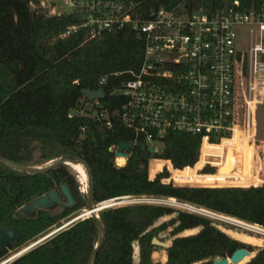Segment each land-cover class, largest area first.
I'll list each match as a JSON object with an SVG mask.
<instances>
[{
  "label": "trees",
  "instance_id": "16d2710c",
  "mask_svg": "<svg viewBox=\"0 0 264 264\" xmlns=\"http://www.w3.org/2000/svg\"><path fill=\"white\" fill-rule=\"evenodd\" d=\"M32 1L36 0H0V157L28 167L33 150L40 148L48 160L83 161L92 176L94 206L124 197L174 200L264 228V186L221 187L232 179L233 154L240 150L238 134L227 146L225 163L216 174L196 176L190 169L179 171L195 165L200 140L175 132L165 136L158 153H152L142 141L134 144L125 166L116 168L109 148L133 141L117 116L110 129L102 130L92 120L69 119L67 114L81 97V90L97 89L101 78H106L104 103L112 105L111 110L120 107L124 99L112 93L140 70L142 41L127 30L105 33L92 41H86L82 29L61 38L69 27L82 24L80 17L46 16L31 10ZM183 1L137 0L138 13L146 19L153 10L172 9ZM81 127H85L84 132ZM149 164L153 171L170 164V183L162 182L169 178L166 168L150 178ZM62 185L67 186L74 205L60 216L41 211L34 219L15 217L20 208L50 191L61 194ZM87 203L88 194L79 191L66 165L33 173L0 163V230L17 228L20 233L10 249L56 226L69 214L86 208ZM98 216L105 238L93 264H134L136 247L138 264H151L152 240L162 241L164 233L171 242L165 249L164 264H212L240 248L253 252L252 246L230 237L209 218L165 205L110 207ZM161 218L166 220L156 226ZM100 240L96 220L83 218L12 264H89ZM245 264H264V246Z\"/></svg>",
  "mask_w": 264,
  "mask_h": 264
},
{
  "label": "built area",
  "instance_id": "2783aa9c",
  "mask_svg": "<svg viewBox=\"0 0 264 264\" xmlns=\"http://www.w3.org/2000/svg\"><path fill=\"white\" fill-rule=\"evenodd\" d=\"M61 4L68 12L56 11L54 5ZM138 6L137 0L30 2L32 11L46 16L80 17L82 24L69 27L61 38L82 29L86 41H92L127 30L143 43L140 70L112 93L124 99L120 107L111 110L105 99L90 101L81 95L68 118L89 119L108 130L117 116L133 137L127 142L133 147L142 141L154 153L161 151L155 145L162 146L170 132L197 137V162L179 171L202 175L218 172L228 148L213 147L233 140L239 131L253 148L257 184L224 187L264 186V0H185L172 9L153 10L146 19ZM105 84L101 78L97 89ZM116 149L109 151L114 155ZM128 156L114 155V166L124 167ZM162 182L169 184L170 177Z\"/></svg>",
  "mask_w": 264,
  "mask_h": 264
},
{
  "label": "rangeland",
  "instance_id": "374dc122",
  "mask_svg": "<svg viewBox=\"0 0 264 264\" xmlns=\"http://www.w3.org/2000/svg\"><path fill=\"white\" fill-rule=\"evenodd\" d=\"M45 5H46V3H45ZM47 6L48 5H46V7ZM54 7H55L56 11L62 12V10H64V12H68L67 11L68 10L67 7L64 6L63 4H61L60 6L54 5ZM241 49H243V48H241ZM34 145H37V144H34ZM229 145H230L229 143L228 144L224 143L223 144V148L227 149V146H229ZM155 146L158 148V150L161 149V145H157L156 144ZM219 149L220 148H218V149L215 148V150H219ZM243 153H246V152H243ZM53 161L56 162L55 160H48V159L44 158L42 156V150L40 148H36L32 152V157H31V160H30V162L28 164V167H42V168H44V167H46L49 164H53L52 163ZM150 165L151 164H149V169H148V173H149V177L150 178H153L158 172H161L164 168H166L168 170L167 172H168L169 177H170V174H171V166H170V164L160 166L159 169L155 168L154 169L155 171H153L150 168ZM67 168H68L70 174L76 180L78 188H79V191L82 194H86L87 190H86L85 193L82 192V189H81L82 186L78 182L76 175H74L75 173L68 166H67ZM252 170H253V168H251V166L249 167V162L248 161L246 162V164L241 161V157H240L239 152L237 154L234 153L233 154V164H232V179L229 178V180L227 182L228 185H226V186H239V185L243 186V185H246L245 184L246 181L248 182L247 184L254 183V180L250 177V175L252 177H256V175H255V173L254 174L252 173ZM169 171H170V173H169ZM193 174L196 175V176H202V175L198 174L195 170H193ZM204 177H208L209 178V177H214V176H204ZM249 181H251V182H249ZM221 182H224V180H222ZM173 183L175 185H177V183L175 181ZM218 187H220V186H218ZM221 187H224V186H221ZM124 198H128V199H123V200H120V201H114V203L112 202L111 206L112 207H119V206H125V205H129V204H136L133 201L134 200H138V199L129 198V197H124ZM140 199H142V198H140ZM145 199L148 200V202H146V203L161 204V205L169 206V207H172V208H175V209H178V210H183V211L196 213V214H200L202 216H205V217L209 218L210 220H212L220 230H222L223 232L228 234L230 237H232L234 239H237L240 242H243V243H245L247 245L252 246L253 252H251V255L248 258H246L245 260H243V262L241 264H245L246 262H248L250 260V258L255 255L257 249H259V248L264 246V236L263 235H261L258 232H254V231H250V230L244 229V227L242 228L243 225H239V221H236L233 218L225 217V218H228L229 220H233L234 222H238V224L232 223V222H229V221L226 222L225 220H222V219H220L218 217L216 218V216H214V215L205 214V213H202L200 211L199 212L198 211L194 212V210H192L189 207H187L189 205H185V204L179 203V202L174 201V200H162V199H153V198H147V197ZM27 206H29V205H26V206L20 208L17 211V216H19V217H34V216H36L38 210H36L34 212L23 211V208H25ZM85 209L86 208L81 209L79 211H75V212L69 214L68 216H66L65 218H63L62 220L58 221L59 223L56 226H54V227H52L51 229L48 230V233H49L48 235L52 234L53 231H55L57 229H61V228L65 227L64 224L69 222L74 216L80 214ZM45 210H47L49 212V214L52 215V216H60L62 214V212H63V207L53 206V207L47 208ZM199 210H201V209H199ZM204 212H206V211L204 210ZM210 213H212V212H210ZM213 214H216V213H213ZM216 215L224 217L223 215H220V214H216ZM165 220H166V218H161L160 220L157 221L156 226L159 225L160 223H162ZM240 223H242L244 225H248V223L245 224V222L244 223L240 222ZM248 226H252V227H256V228H258L260 230H264V228H262L260 226H255V225H251V224H249ZM195 231H196V229L191 230L190 233L191 232H195ZM58 232H60V231H58ZM58 232L55 233V234H58ZM52 236H50L49 238H51ZM161 239H162L161 242L166 243V244H171V242L169 240H167V233L162 234L161 235ZM36 246L32 247V248H30L31 246H28V247L24 246V247L15 249V250L7 251L6 256H4L3 258H0V264L10 260L13 256H15L16 254H18L20 252L24 251L23 254H27L28 252H30L31 250L36 248ZM156 248H157L156 251H155L156 254H155V257L152 260V264H161V256H162L163 252L166 253V250L164 248H161V247H156ZM25 249H28V250H25ZM133 260H134V264H138V261H139L138 247H136L135 250H134Z\"/></svg>",
  "mask_w": 264,
  "mask_h": 264
},
{
  "label": "water",
  "instance_id": "95a60500",
  "mask_svg": "<svg viewBox=\"0 0 264 264\" xmlns=\"http://www.w3.org/2000/svg\"><path fill=\"white\" fill-rule=\"evenodd\" d=\"M55 1L58 2L59 0H55ZM81 95H83L84 97H86L90 101H93L95 99H98V100H104L105 99V92H104L103 88H99L96 90L82 89ZM131 147H132V144L130 142H120L117 144V149L114 151V155L117 157H120V156L127 157L129 151L131 150ZM150 151L152 153H154L153 148H151ZM65 162H66V160H64L63 158H60L56 162H52L53 164H49L44 168H42V167L41 168H34V167L22 166V165L16 164L12 161H9L7 159L0 157V163L6 165L9 168H12V169L18 170V171H22V172H33V173L46 172L47 170L53 169V168L57 167L58 165H61V164L66 165ZM68 162H73V161H68ZM74 162L80 163L85 168V172L87 175L88 203H87L86 210H88L90 212V214H89V216H86V218L87 217L94 218L96 220V222L99 226L100 232H101V240L95 246V249H94L92 255L90 256L89 264H93V261L95 259L96 254H97V251L100 248V246H101V244L105 238V230H104V228L100 222L98 214L94 213V211H101V210L110 208L112 206L98 210L99 208L104 207V204H101L98 206L93 205V203H92V176H91V172H90L88 166L83 161L76 160ZM60 191H61V194L63 195V197L65 198V200L67 201L65 207H67V208L72 207L74 205V200H73L67 186L62 185L60 187ZM126 199H128V198H126ZM62 205H63V203L59 197L57 190H52L49 193H47V194L37 198L36 200H34L31 204H29V206L23 208V211L34 212L36 210L47 209V208H50L53 206H62ZM81 215L82 214H80L76 217H79ZM18 239H19V231L17 229H12L11 231L0 230V252L7 245L14 243ZM152 245L154 247H161L164 249H167L170 247V244L163 243V242L159 241L157 238H153ZM250 255H251L250 252H248L244 248H240V249L235 250L230 257L214 259L212 261V264H241L243 262V260L248 258Z\"/></svg>",
  "mask_w": 264,
  "mask_h": 264
},
{
  "label": "bare ground",
  "instance_id": "6f19581e",
  "mask_svg": "<svg viewBox=\"0 0 264 264\" xmlns=\"http://www.w3.org/2000/svg\"><path fill=\"white\" fill-rule=\"evenodd\" d=\"M239 135V139L241 140L240 141V145H239V154H240V157H241V161L243 162V163H245L246 164V162L248 161L249 162V167L251 166V168H252V159H253V148H252V146L251 145H248L246 142H243V140L241 139V134H240V132L238 131L235 135H234V139H235V137H236V135ZM234 139L233 140H231V141H223V144L224 143H226V144H231L233 141H234ZM223 144L222 145H220V146H216V147H213V149H218V148H223ZM244 148H245V150H244ZM246 152V153H243V152ZM65 164H66V166H68L75 174L74 175H76V177H77V180H78V182L81 184V189H82V192H86V188H87V175H86V172H85V168L80 164V163H77V162H68V161H66L65 162ZM34 168H41V167H34ZM250 169V168H249ZM250 177L254 180V183H252V184H247L248 182L246 181L245 182V184L247 185V186H251V185H254V184H257V178L256 177H252L251 175H250ZM249 182H251V181H249ZM113 203H114V201H113ZM112 205V202H110V203H107V204H104V207H101V208H99L98 210H101V209H103V208H106V207H109V206H111ZM187 207H189L190 209H192V210H194V212L196 211H200V212H202V213H205V214H209V215H214V216H216V218L218 217V218H220V219H222V220H225L226 222L227 221H229V222H232V223H236V224H238V222H234L233 220H229L228 218H225V217H221V216H219V215H216V214H213V213H210L209 211L207 212L206 210V212H204V210H199V208H196V207H193V206H187ZM188 209V208H187ZM93 212V211H92ZM100 211H94V213H96V214H98ZM80 214H82L81 216H79V217H76V216H78V215H80ZM80 214H78V215H76V216H74L69 222H67L66 224H64V226L65 227H67V226H70L71 224H73V223H75L76 221H78V220H80V219H83V218H86V216H89V214H90V212L88 211V210H84L83 212H81ZM239 225H243L242 226V228L244 227V229H247V230H250V231H254V232H258V233H260L261 235H263L264 236V230H260V229H258V228H256V227H252V226H248V225H244V224H242V223H240L239 222ZM65 227H63V228H65ZM63 228H61V229H63ZM61 229H57V230H55V231H53V233L52 234H50V235H48L47 236V238L48 237H50V236H52V235H54L55 233H57L58 231H60ZM46 239V238H45ZM34 246H36V243L35 244H33L30 248H32V247H34ZM25 250H28V249H25ZM24 252V251H23ZM23 252H20V253H18L17 255H15V256H13L10 260H8V261H6V262H4V263H2V264H7V263H9L12 259H15L16 257H18V256H20L21 254H23Z\"/></svg>",
  "mask_w": 264,
  "mask_h": 264
},
{
  "label": "flooded vegetation",
  "instance_id": "af4514ba",
  "mask_svg": "<svg viewBox=\"0 0 264 264\" xmlns=\"http://www.w3.org/2000/svg\"><path fill=\"white\" fill-rule=\"evenodd\" d=\"M59 197H60V199H61V201H62V203H63V205L62 206H59V207H63V211L65 210V209H68L67 207H65V205H66V203H67V201L65 200V198L63 197V195H61L60 193H59ZM73 207V206H72ZM71 208V207H70ZM41 211H43V212H48L47 210H45V209H41V210H38L37 211V214H36V216H34V217H19V216H17V212L15 213V217L16 218H22V219H34V218H36L37 217V215L39 214V212H41ZM49 213V212H48ZM68 228V226L67 227H65V228H63L62 230H60V232L61 231H63V230H65V229H67ZM13 229H17V228H13ZM51 229V228H50ZM2 230H7V229H2ZM12 229H10V230H8V231H11ZM18 230V229H17ZM49 230V229H48ZM48 230H46V231H44V232H42L41 234H39V235H37L36 237H34V238H32L31 240H29L28 242H26V243H24V244H22V245H20V246H18V247H15V248H13V249H10L11 248V246H13L14 244H16V242L20 239V233H19V239L17 240V241H15L14 243H12V244H10V245H7L1 252H0V258H3L4 256H6V254H7V251H11V250H15V249H18V248H21V247H24V246H32L33 244H35L36 243V247H38V246H40V245H42L43 243H45V242H47L50 238L48 237L47 238V236H48ZM60 232H58V233H60ZM56 235V234H55ZM54 236V235H53ZM52 236V237H53ZM51 237V238H52ZM46 238V239H45ZM41 240V241H40ZM38 242V243H37ZM31 243V244H30ZM35 247V246H34ZM5 251V253H3ZM3 253V254H2ZM2 254V255H1ZM17 255V254H16ZM25 254H22L21 256H19V257H17V258H15V259H12L8 264H12V263H14L16 260H18L20 257H22V256H24Z\"/></svg>",
  "mask_w": 264,
  "mask_h": 264
},
{
  "label": "crops",
  "instance_id": "0c3cea01",
  "mask_svg": "<svg viewBox=\"0 0 264 264\" xmlns=\"http://www.w3.org/2000/svg\"><path fill=\"white\" fill-rule=\"evenodd\" d=\"M156 247L153 249V252H152V256H151V264H152V260L153 258L155 257V251H156ZM163 251V250H162ZM165 252H163L162 256H161V264H164L166 262V259H167V252L164 254Z\"/></svg>",
  "mask_w": 264,
  "mask_h": 264
}]
</instances>
